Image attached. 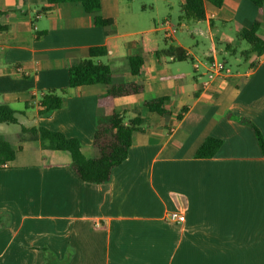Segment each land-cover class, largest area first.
<instances>
[{"label":"crops","instance_id":"1","mask_svg":"<svg viewBox=\"0 0 264 264\" xmlns=\"http://www.w3.org/2000/svg\"><path fill=\"white\" fill-rule=\"evenodd\" d=\"M114 1L101 0L99 11L89 13L78 2L45 10L46 0H0V104L16 112L19 126L74 137L92 157L97 98L106 86L69 87L68 67L108 41L114 57L95 61L141 83V93L153 92L142 102L167 96L170 112L165 120L141 102L145 113H131L129 106L139 103L126 99L133 95L114 99L125 121L140 115L143 124L132 134L126 159L103 183L79 179L68 152L30 133L9 138L8 124L0 123V137L15 150L0 166V264H264V155L251 126L264 143V55L243 70L229 69L207 89L201 88L203 67L194 69L190 84L179 85L185 75L169 72L168 63L191 52L178 42L160 47L153 29L123 40L110 28L119 10ZM204 9L211 49L203 61L216 58L217 44L242 40L240 31L258 17L249 0H223L218 7L205 2ZM95 15L112 23L97 25ZM141 33L155 51L143 52ZM256 33L264 39V0ZM132 54L143 57L137 76L118 69ZM163 82L178 85L156 93ZM51 90L62 91L63 104L39 115V97ZM207 137L221 140L220 147L211 157H195ZM168 211L183 213L184 221L167 220Z\"/></svg>","mask_w":264,"mask_h":264},{"label":"trees","instance_id":"2","mask_svg":"<svg viewBox=\"0 0 264 264\" xmlns=\"http://www.w3.org/2000/svg\"><path fill=\"white\" fill-rule=\"evenodd\" d=\"M257 8L258 17L247 29H242L239 38L245 40L249 48L247 53L254 52L257 56L264 55V39L260 38L256 31L259 25V18L262 14L263 0H249ZM61 2H78L85 12L97 13L101 7V0H46L48 9L51 5ZM209 2L218 7L223 0H183L180 5L179 19L203 20L205 17L204 3ZM2 13V12H0ZM94 23L97 25H108L111 19H103L98 15L94 16ZM2 26H0V29ZM139 40L144 53L155 51L147 40V33H141ZM115 53L108 41L104 45L91 46L87 49V57L68 67V86L77 87L81 85L103 84L105 91L98 96V116L92 138L94 155L85 157L81 152L78 139L66 137L59 131L50 130L43 126L26 128L20 125L21 132H28L34 138L48 141L49 146L54 150L66 151L70 155L69 166L79 179L88 183L107 182L113 169L123 162L128 154L131 144V137L134 132L141 131L143 118L136 115L132 119L124 120L123 114L116 110L114 99L123 96L135 95L143 91V85L136 81L127 80L120 71H113L109 64L95 61L100 57L112 58ZM253 62L252 64H254ZM129 74L137 76L143 65V57L140 54H132L127 57ZM170 79V78H169ZM167 96L150 98L142 102L143 107L167 120L170 112L164 107ZM39 115H47L63 104L62 91L51 90L39 97ZM186 111L182 107L177 118ZM0 123L18 124L16 112L7 104H0ZM261 151L264 155V143L260 131L251 124ZM221 145V140L207 137L196 149L195 157H211ZM15 156V150L11 143L0 137V166L10 161ZM1 221V219H0Z\"/></svg>","mask_w":264,"mask_h":264},{"label":"rangeland","instance_id":"3","mask_svg":"<svg viewBox=\"0 0 264 264\" xmlns=\"http://www.w3.org/2000/svg\"><path fill=\"white\" fill-rule=\"evenodd\" d=\"M113 1L114 0H105V3H111ZM181 1L182 0H115L114 2L118 5L119 10L114 14V24L111 25L110 28L116 35H121L123 40H130L136 37V32L139 30L153 29L155 31H151V34L155 36L160 47H164V44L176 45L177 42L180 43L184 49L191 52V58L187 57L184 60L169 61L168 69L169 72H183L185 78L180 80L178 84L185 86L190 84L195 76L196 71L193 68V61L196 59L203 61L205 59L206 53L211 49V41L203 20L179 19L181 15L179 9ZM29 13L31 14L30 16H32L33 12L30 11ZM164 19H168L174 28V39L170 40L165 38L166 43H163L162 31L155 29V27H157ZM216 35L217 34L215 33V36ZM225 45L229 46L231 49L230 52L223 49L225 48ZM217 46L221 47L222 50L216 53V58L224 61L226 66L233 72L235 70H243L250 60L256 57V53L254 52L248 53L247 55L242 54L243 50L248 48V43L245 40H235L233 43L223 42L222 44H217ZM192 56L196 59H192ZM119 61L118 69L128 75L126 59H121ZM110 65L113 66L114 64L110 62ZM178 84L175 82H163L156 86L155 90L157 91L156 93H162L167 89H171L173 85ZM152 95L153 92L146 89L143 93L126 98L134 102H139L137 107L129 106L130 108L128 109L131 113H145V109L141 107L140 104L143 99L149 98ZM21 119L26 124L33 123V120L30 117L27 119ZM5 126L9 138H21L30 135L29 133H22L19 124H8ZM43 142L49 146L48 141Z\"/></svg>","mask_w":264,"mask_h":264},{"label":"built area","instance_id":"4","mask_svg":"<svg viewBox=\"0 0 264 264\" xmlns=\"http://www.w3.org/2000/svg\"><path fill=\"white\" fill-rule=\"evenodd\" d=\"M155 29L162 31L164 38L171 39L174 34L173 25L168 19L162 20ZM200 67L204 68V79L201 82V88L207 89L210 84L218 79L223 78L228 72L229 68L226 66L224 61L218 60L216 58H211V60H205L203 62L195 60L193 62V68L199 70ZM17 71H20V68H17ZM1 166H6L3 163ZM184 214L179 211H168L166 213V219L173 222H182L184 221ZM96 227H99V224H95Z\"/></svg>","mask_w":264,"mask_h":264}]
</instances>
